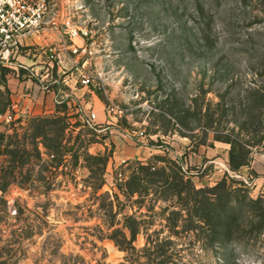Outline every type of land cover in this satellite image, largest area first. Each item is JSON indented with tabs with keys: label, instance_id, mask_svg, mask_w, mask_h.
<instances>
[{
	"label": "rangeland",
	"instance_id": "obj_1",
	"mask_svg": "<svg viewBox=\"0 0 264 264\" xmlns=\"http://www.w3.org/2000/svg\"><path fill=\"white\" fill-rule=\"evenodd\" d=\"M49 6L48 21L59 29L69 21L87 36L84 51L72 53L67 35L46 28L8 62L0 60V264H264V226L254 216L264 214V195L231 171L223 142L245 149L247 167L255 160L264 165V0H49ZM49 48L59 58L51 59ZM17 56L25 66H17ZM83 73L90 78L85 88ZM14 80L22 94L53 92L60 103L52 114L28 113L14 97ZM77 105L96 115L94 124L77 116ZM57 114L66 129L61 150L51 153L67 150L63 162L44 148L58 145L56 127L34 138L32 119ZM88 155L105 157L102 181ZM156 157L180 159L195 188L226 176L240 202L231 205L242 206L239 233L213 244L201 228L177 227L168 236L174 200L149 193L137 200L122 191L129 166H162ZM127 218L139 226L132 242Z\"/></svg>",
	"mask_w": 264,
	"mask_h": 264
},
{
	"label": "trees",
	"instance_id": "obj_2",
	"mask_svg": "<svg viewBox=\"0 0 264 264\" xmlns=\"http://www.w3.org/2000/svg\"><path fill=\"white\" fill-rule=\"evenodd\" d=\"M64 116L65 114L62 113ZM55 116V117H54ZM53 117H36L32 119L33 123H37L34 127V138L46 137L50 128H57L55 142L57 146L44 145V148L52 155L59 157V161H66L64 156L67 150L58 151L57 154L51 153L52 150H61V142L64 139V129H66L64 117L54 115ZM78 116V115H77ZM225 143L230 146L228 151V166L233 172H238L242 167H247L248 157L245 149L233 140L224 139ZM55 145V144H54ZM202 145V144H201ZM56 147V148H55ZM89 156V155H88ZM98 163L100 168V179L102 181L103 167L106 164L105 157L89 156ZM161 160L163 165L156 167L153 162H134L129 166V177L124 183L123 194L131 197L136 194L139 199L143 196L153 194L154 200L167 202L169 199L174 200L176 210L170 211L171 217L166 218V226L169 230L168 236L177 235V227L181 232H192L196 229H205L207 233V242L220 243L233 239L239 228L236 224L238 218L242 215V206L234 207L231 204L236 202L237 196H233L232 186L228 185L227 177L217 182L212 187L195 188L191 178L185 176L181 166V160L164 159ZM89 172L92 169L87 167ZM233 200V202L231 201ZM235 200V201H234ZM250 204L257 201L248 199ZM259 202V201H258ZM255 214V213H254ZM260 219V226H264V214L254 215ZM132 220L133 225L128 222ZM125 227L129 231L130 239L133 241L139 232L138 222L134 218H127Z\"/></svg>",
	"mask_w": 264,
	"mask_h": 264
},
{
	"label": "built area",
	"instance_id": "obj_3",
	"mask_svg": "<svg viewBox=\"0 0 264 264\" xmlns=\"http://www.w3.org/2000/svg\"><path fill=\"white\" fill-rule=\"evenodd\" d=\"M49 12V0H0V60L8 62L19 46H24L26 40L39 35L46 28L58 35H67L68 40L71 41L68 48L72 53L84 51L83 41L87 32L84 29H71L69 21L63 22L62 28L59 29L53 23V19L48 21ZM76 40L80 42L79 45L75 42ZM48 50L51 59L59 58L52 48ZM79 82L85 88L90 84V78L83 73ZM55 103H60V101L56 99ZM75 113L79 117L84 114L86 122L94 124V113L86 115L84 109L79 105H77ZM2 118L9 122L12 115L5 114Z\"/></svg>",
	"mask_w": 264,
	"mask_h": 264
},
{
	"label": "crops",
	"instance_id": "obj_4",
	"mask_svg": "<svg viewBox=\"0 0 264 264\" xmlns=\"http://www.w3.org/2000/svg\"><path fill=\"white\" fill-rule=\"evenodd\" d=\"M26 41H31V38ZM26 41L24 42V46L25 45L27 46ZM16 63H17V66H20V65L25 66V60L24 59L20 60L19 56H17ZM14 81L15 83L11 82L13 86L12 90L15 92L14 97L18 98L19 100L22 99V104L24 105L23 109L26 112L31 113V114H52L54 112V106H55L54 102L57 97L55 93L48 92L47 94L43 96L39 92L36 93L33 90H30V89L27 90L25 88V94H22L21 93V86H22L21 83H18L17 80H14ZM74 98H76V102L81 105L80 100L78 101L77 97H74ZM43 102H44V105H43ZM95 119H96V115H95ZM226 162H227V158H225V163H222L221 167L223 168V170L228 171L226 167ZM258 162L259 161L255 160L252 162L251 166L242 167L238 171V174L242 177L247 178L248 181H246V179L245 180L243 179V180L244 182H248L247 184L254 194L260 193L264 195V165ZM210 163L216 164L217 162L210 161ZM214 168L216 167L214 166ZM221 173L223 174V171Z\"/></svg>",
	"mask_w": 264,
	"mask_h": 264
}]
</instances>
